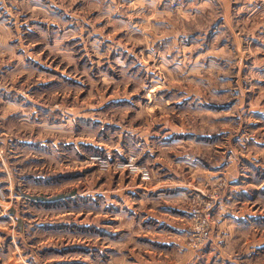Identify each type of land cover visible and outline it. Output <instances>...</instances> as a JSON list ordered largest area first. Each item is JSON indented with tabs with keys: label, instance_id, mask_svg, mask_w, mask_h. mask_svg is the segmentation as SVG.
Masks as SVG:
<instances>
[{
	"label": "rangeland",
	"instance_id": "obj_1",
	"mask_svg": "<svg viewBox=\"0 0 264 264\" xmlns=\"http://www.w3.org/2000/svg\"><path fill=\"white\" fill-rule=\"evenodd\" d=\"M0 264H264V0H0Z\"/></svg>",
	"mask_w": 264,
	"mask_h": 264
},
{
	"label": "trees",
	"instance_id": "obj_2",
	"mask_svg": "<svg viewBox=\"0 0 264 264\" xmlns=\"http://www.w3.org/2000/svg\"><path fill=\"white\" fill-rule=\"evenodd\" d=\"M27 199H30L32 201H39V202H43V203H48L51 202V200L56 199L60 196H53L51 198H45V197H41V196H26Z\"/></svg>",
	"mask_w": 264,
	"mask_h": 264
},
{
	"label": "built area",
	"instance_id": "obj_3",
	"mask_svg": "<svg viewBox=\"0 0 264 264\" xmlns=\"http://www.w3.org/2000/svg\"><path fill=\"white\" fill-rule=\"evenodd\" d=\"M159 1L160 2H163L165 4H168V5H172V4H180V3H183L186 0H159Z\"/></svg>",
	"mask_w": 264,
	"mask_h": 264
}]
</instances>
